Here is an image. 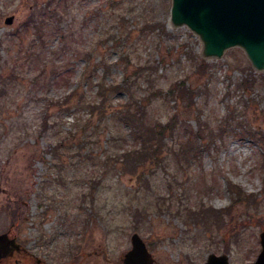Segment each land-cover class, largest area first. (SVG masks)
I'll return each instance as SVG.
<instances>
[{
  "label": "rangeland",
  "instance_id": "obj_1",
  "mask_svg": "<svg viewBox=\"0 0 264 264\" xmlns=\"http://www.w3.org/2000/svg\"><path fill=\"white\" fill-rule=\"evenodd\" d=\"M47 6L56 12L25 27L32 12ZM170 7L171 0H0V233L10 231L24 248L3 264H122L133 232L145 241L153 264H204L210 253L227 254L230 264L255 260L264 205L235 201L227 182L262 199L259 145L240 130L229 131L230 125L223 142L186 168L167 160L125 174L113 155L132 144L129 128L74 107L81 96L94 98L102 69L88 84L81 78L85 66L105 56L108 82L121 81L125 67L130 72L152 65L153 86L165 91L183 79L194 89L191 107L153 99V118L177 114L190 131L208 115L215 121L232 114L264 130V71H256L239 47L203 58L199 37L171 25ZM155 22L165 30L144 27ZM61 42L64 49L54 53ZM82 49L88 58L79 55ZM251 71L255 85L238 87ZM145 87L137 83L138 94ZM67 96L69 111L54 102ZM125 99L123 92L113 94L108 110ZM46 114L48 125L41 129ZM55 144H61L56 156ZM53 157L62 167L49 172ZM201 205L222 212L223 219L207 224L179 213Z\"/></svg>",
  "mask_w": 264,
  "mask_h": 264
},
{
  "label": "trees",
  "instance_id": "obj_2",
  "mask_svg": "<svg viewBox=\"0 0 264 264\" xmlns=\"http://www.w3.org/2000/svg\"><path fill=\"white\" fill-rule=\"evenodd\" d=\"M49 8L51 10H49ZM47 11L51 14L56 12V10H53L49 6L45 7L43 10L37 9L36 12L30 14L29 20L24 23L25 27L30 28L33 22L36 25L41 23L42 19L46 17L44 12ZM37 19L39 20L37 21ZM144 27L153 30H165L164 23L160 22L147 24L146 26L144 25ZM49 32L51 33L52 30L50 29ZM44 41V38L39 39L36 46L39 45V42L44 43ZM63 49V44L61 42V45L54 53L61 52ZM87 52L88 49H82L79 55L88 58L89 54ZM194 58L196 60L198 59L197 61L199 62L203 61L199 59L198 56ZM199 62L197 63V69L201 71H199L200 74H205L206 72L203 68L204 63ZM205 67L207 68L208 66ZM60 68V66L53 65L52 71L58 72ZM98 68L102 69L101 76L97 75ZM110 68L111 65L108 64L105 56H101L99 61L90 69L85 66V74L81 79H84L88 84L95 76H98L96 93L94 98L91 99L81 96L76 100L74 107H88L91 114L102 116L104 121L112 120L115 123L126 125L129 128L132 144L124 148L122 152L114 153L113 155L120 169L125 174H135L142 167H147L148 165H164L167 160L172 161L173 164L175 162L181 169L186 168L185 166H188L191 162L199 161V158L204 152L213 149L218 140L223 142L224 138L229 135L227 128L230 125L232 126L229 128V131H232L234 128L240 130L242 136L259 145L262 150V167H264V130L254 129L252 125L244 123L241 116H233L232 114L225 116L224 119L215 121L210 120V116L208 115L204 123L199 124L195 130L190 131L187 130L186 126L180 124L177 114H169L166 119L153 118L149 110L153 99H160L162 103L178 99L185 102L186 107H191L195 103L194 89L189 87L186 84V80L183 79H175L165 91L153 86V77L156 70L154 71L155 67L152 65H138L130 72H128L127 67H125L121 81L108 82L106 76ZM255 75L256 74L251 71L243 76L238 87L244 90L251 88L255 85ZM132 79L134 81H132ZM137 83H145L146 90L138 94L136 90ZM262 86L264 88V81ZM118 92L125 93L126 99L119 105L113 106L114 108L109 111L108 107L112 106L111 96ZM141 95H143V97L139 98ZM54 102L63 107L66 111H69L73 106L71 104V96ZM240 108H242V106H240ZM47 125L48 116L46 114L42 118L41 125L39 126L41 129H46ZM89 137H93V135H89ZM114 140H116V138H114ZM60 146L61 144H55L52 147L53 151L51 152H53L54 156H56V152L59 150ZM54 166L61 168L62 161L53 157V165L48 167V171L51 172ZM102 166H107L106 160L102 162ZM101 170H103V168H101ZM227 187L235 201H244L248 206L264 205V176L262 178V189L259 193V195H262L261 200H259L258 194L246 193L243 188L232 183L230 180L227 182ZM138 209L139 206L136 208L135 214L132 212L134 217L138 215ZM179 213L185 216L187 220H200L207 224L210 219L214 221H218L219 218L223 219V213H220L211 206L205 207L201 205L194 209L189 207Z\"/></svg>",
  "mask_w": 264,
  "mask_h": 264
},
{
  "label": "water",
  "instance_id": "obj_3",
  "mask_svg": "<svg viewBox=\"0 0 264 264\" xmlns=\"http://www.w3.org/2000/svg\"><path fill=\"white\" fill-rule=\"evenodd\" d=\"M13 17L5 19L11 24ZM170 22L186 26L202 42L203 58H221L233 47L241 48L256 71H264V0H171ZM260 252L251 264H264V230L259 233ZM122 264H153L154 258L137 232ZM14 251H21L16 237L0 234V264ZM204 264H230L227 254L210 253Z\"/></svg>",
  "mask_w": 264,
  "mask_h": 264
},
{
  "label": "flooded vegetation",
  "instance_id": "obj_4",
  "mask_svg": "<svg viewBox=\"0 0 264 264\" xmlns=\"http://www.w3.org/2000/svg\"><path fill=\"white\" fill-rule=\"evenodd\" d=\"M5 232H7V233L12 237V235L10 234V231H5ZM1 233H2V232H1ZM13 237H15V236H13ZM15 252H17V251H14V253H15ZM14 253H13L11 256L7 257L6 259H3V260L1 261V263L3 264L5 260H8V259L12 258V257L14 256ZM11 260H12V259H11ZM17 261H18L17 259L14 261L15 264L18 263ZM6 263H7V261H6ZM8 264H11V263L9 262Z\"/></svg>",
  "mask_w": 264,
  "mask_h": 264
}]
</instances>
